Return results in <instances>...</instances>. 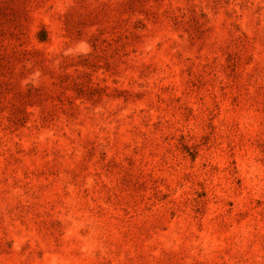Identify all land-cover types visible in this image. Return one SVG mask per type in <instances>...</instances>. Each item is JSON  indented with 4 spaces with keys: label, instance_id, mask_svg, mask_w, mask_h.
Masks as SVG:
<instances>
[{
    "label": "rangeland",
    "instance_id": "374dc122",
    "mask_svg": "<svg viewBox=\"0 0 264 264\" xmlns=\"http://www.w3.org/2000/svg\"><path fill=\"white\" fill-rule=\"evenodd\" d=\"M0 264H264V0H0Z\"/></svg>",
    "mask_w": 264,
    "mask_h": 264
},
{
    "label": "clouds",
    "instance_id": "9594fccd",
    "mask_svg": "<svg viewBox=\"0 0 264 264\" xmlns=\"http://www.w3.org/2000/svg\"><path fill=\"white\" fill-rule=\"evenodd\" d=\"M78 48H79V51L84 53L85 55L88 53V51H90V46L86 42H81L78 45ZM70 51L71 50H69V52ZM39 76H40V72L39 71H36L35 73H33V75H32L33 81L35 82L38 79Z\"/></svg>",
    "mask_w": 264,
    "mask_h": 264
}]
</instances>
